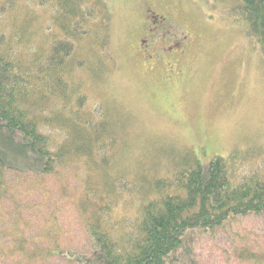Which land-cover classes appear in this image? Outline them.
<instances>
[{
    "label": "rangeland",
    "instance_id": "374dc122",
    "mask_svg": "<svg viewBox=\"0 0 264 264\" xmlns=\"http://www.w3.org/2000/svg\"><path fill=\"white\" fill-rule=\"evenodd\" d=\"M101 2L106 14L97 33L106 43L95 47L102 56L96 53L94 61L89 55L87 61L103 76L84 78L81 88L91 120L99 123L103 117L116 137L115 142L99 135L95 147L100 150L95 162L109 160L106 171L118 178L112 182L114 193L117 189L112 219L134 217L157 195L156 179L173 177L194 159L205 165L221 157L238 180L253 171L264 173V52L249 32L242 0ZM147 4L167 24L148 48L141 43L147 39ZM4 11L0 20L5 22L8 8ZM39 11L43 18L49 15ZM174 42L183 45L168 48ZM93 107L99 112L91 113ZM47 131L62 140V132ZM90 167L81 162L40 177L5 173L0 264H69L57 256L28 259L29 252L42 254L54 245L89 254L85 218L95 207L87 204L86 213L81 209L96 195L83 186L85 180L100 181L96 166ZM19 242H24L23 253L16 252ZM243 250L253 260L239 258ZM193 258L194 264H264V214L197 232Z\"/></svg>",
    "mask_w": 264,
    "mask_h": 264
},
{
    "label": "trees",
    "instance_id": "16d2710c",
    "mask_svg": "<svg viewBox=\"0 0 264 264\" xmlns=\"http://www.w3.org/2000/svg\"><path fill=\"white\" fill-rule=\"evenodd\" d=\"M242 2L249 32L264 52V0ZM6 8V21L0 20V197L7 195L9 171L54 176L58 169L82 162L88 169L93 163L100 172L99 182L89 179L83 186H91L96 195L81 209L86 213L87 204L95 207L85 218L89 254L54 245L42 254L29 252L28 259L43 255L69 264H194V234L264 214V173L253 171L238 180L215 156L205 165L194 159L173 177L156 179L157 195L139 206L134 217L112 219L117 193L112 182L118 178L106 171L109 160L95 162L100 151L95 147L99 135L115 142L116 137L103 117L99 123L91 120L81 88L84 78L103 76L87 56L95 61L100 54L95 47L106 43L97 33L105 5L101 0H0V12ZM40 9L49 15L43 18ZM48 129L62 132V140H55ZM24 248V242L16 244V252ZM239 258L253 260L246 250Z\"/></svg>",
    "mask_w": 264,
    "mask_h": 264
},
{
    "label": "flooded vegetation",
    "instance_id": "af4514ba",
    "mask_svg": "<svg viewBox=\"0 0 264 264\" xmlns=\"http://www.w3.org/2000/svg\"><path fill=\"white\" fill-rule=\"evenodd\" d=\"M145 17H146L147 26L143 28V31H144V36L147 39H142L141 43H145L146 44L145 46L148 48L149 47L148 45L150 43H153L154 39L160 38L158 34L164 31L165 26H167V24H164L162 22V20H165L166 18L163 15L158 14L155 11H153L148 4L145 9ZM179 45H183V44L174 42L172 45L168 46V48H177V46ZM174 55H175V52H174Z\"/></svg>",
    "mask_w": 264,
    "mask_h": 264
}]
</instances>
